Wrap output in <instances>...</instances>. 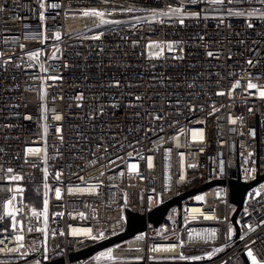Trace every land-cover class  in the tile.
I'll use <instances>...</instances> for the list:
<instances>
[{
	"label": "built area",
	"instance_id": "1",
	"mask_svg": "<svg viewBox=\"0 0 264 264\" xmlns=\"http://www.w3.org/2000/svg\"><path fill=\"white\" fill-rule=\"evenodd\" d=\"M261 92L264 0H0V264H264Z\"/></svg>",
	"mask_w": 264,
	"mask_h": 264
},
{
	"label": "water",
	"instance_id": "2",
	"mask_svg": "<svg viewBox=\"0 0 264 264\" xmlns=\"http://www.w3.org/2000/svg\"><path fill=\"white\" fill-rule=\"evenodd\" d=\"M262 179H264V174L258 175L255 179L248 181V182L241 181L240 179H231L228 181L229 199H230V202L234 205V210L231 214V218L233 220H235V218H236V216H237V214L241 208L242 199H243V195H244L245 191L249 187L253 186L255 183H257L258 181H260ZM216 183H223V181L222 180L209 181L205 184L197 186L191 190H188L187 192H184V193H182V194H180L174 198H171V199L165 201L164 203L152 208L147 214V219L149 221H151L152 223L157 224L162 219L167 208L170 205H172V204L180 205V202L183 198H185L189 195H192V194L204 189L205 187H208V186L216 184ZM144 223H145L144 215L133 212V211H128L127 212V226H126L124 231H122L121 233L116 234L114 236H111L105 240H102L100 242H96L95 244H93L87 248H84L82 250L70 252L68 257H69V259H76V258L87 256L99 248H102L104 246H107L109 244L117 242V241L133 234L134 232H136L137 230L142 228ZM61 262H62V257H58V258H55V259L49 261L48 264H59Z\"/></svg>",
	"mask_w": 264,
	"mask_h": 264
},
{
	"label": "snow or ice",
	"instance_id": "3",
	"mask_svg": "<svg viewBox=\"0 0 264 264\" xmlns=\"http://www.w3.org/2000/svg\"><path fill=\"white\" fill-rule=\"evenodd\" d=\"M217 2H219V0H217ZM174 11H179V9H175ZM84 15L102 16L103 13H102V12H97V11H92L91 13L86 12V13H84ZM208 54H209V55H212V53H208ZM249 63H251V61H249ZM248 87H249V88H255L256 85L250 83V84L248 85ZM220 94L223 95V93H220ZM261 96L264 97V92H261ZM56 118H57V119H60L59 116H57ZM149 163H150V162H149ZM9 171H11V170H9ZM14 179H19V177H14ZM59 195H60V193H59V191L57 190V196H59ZM46 203H47V202L45 201V204H46ZM206 218H208V217H206ZM213 235H214V233H213ZM17 239L20 240V239H23V238H22V237H18ZM247 255L250 256V257H252V264H256V258L253 256L251 250L248 251Z\"/></svg>",
	"mask_w": 264,
	"mask_h": 264
},
{
	"label": "rangeland",
	"instance_id": "4",
	"mask_svg": "<svg viewBox=\"0 0 264 264\" xmlns=\"http://www.w3.org/2000/svg\"><path fill=\"white\" fill-rule=\"evenodd\" d=\"M145 48L147 52H150L153 55H157V53L161 50L159 42L156 40L147 41Z\"/></svg>",
	"mask_w": 264,
	"mask_h": 264
},
{
	"label": "bare ground",
	"instance_id": "5",
	"mask_svg": "<svg viewBox=\"0 0 264 264\" xmlns=\"http://www.w3.org/2000/svg\"><path fill=\"white\" fill-rule=\"evenodd\" d=\"M160 247H162V245H157V248H160Z\"/></svg>",
	"mask_w": 264,
	"mask_h": 264
}]
</instances>
